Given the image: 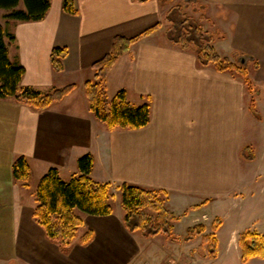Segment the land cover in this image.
Instances as JSON below:
<instances>
[{"label": "crops", "instance_id": "0c3cea01", "mask_svg": "<svg viewBox=\"0 0 264 264\" xmlns=\"http://www.w3.org/2000/svg\"><path fill=\"white\" fill-rule=\"evenodd\" d=\"M64 1L51 0L48 16L41 21L0 18L15 37L9 41L11 58L26 69L23 85L42 94L76 85L44 111L0 99V264H156L146 259V237L124 224L118 188L124 183L166 191V206L179 217L175 229L184 218L197 214L194 225L204 224L210 234L214 221L221 219L218 254L211 258L217 261L219 236L228 221L219 211L229 213L234 205L241 211L245 200L261 193L251 189L264 175V159L253 142V133L264 127L263 112L257 110L259 117L252 113L241 77L202 66L195 51L181 49L167 35L157 37L176 0L170 4L73 0L76 15L64 12ZM198 1L209 24L206 31L215 33L212 44L217 51L228 59L234 54L253 59L258 69L250 78L264 87V0ZM157 24L161 26L132 45L107 77V94L114 97L126 90L133 104L151 105V122L141 129L109 130L94 116L85 93V82L95 75L92 66L111 51L116 37L133 38ZM57 46L68 50L60 73L51 62ZM245 150L251 154L244 156ZM85 154L94 156L93 178L114 186V213L83 214L80 229L83 235L91 231L92 239L85 245L72 244L64 253L34 220L37 186L16 181L13 163L25 156L37 182L51 168L69 180L78 173V159ZM243 217L238 215V223L231 227L228 243L240 256L243 232L264 235L263 217L251 222ZM175 236L178 240L170 244L183 239L186 247L192 246L190 254L203 238L186 241V234ZM203 246L201 250L207 251Z\"/></svg>", "mask_w": 264, "mask_h": 264}, {"label": "trees", "instance_id": "16d2710c", "mask_svg": "<svg viewBox=\"0 0 264 264\" xmlns=\"http://www.w3.org/2000/svg\"><path fill=\"white\" fill-rule=\"evenodd\" d=\"M162 1L169 4L174 2V0ZM51 5V0H0V9L5 11L6 21L16 23L44 20ZM63 10L69 14H78L73 0H65ZM165 22H170L166 31L169 39L183 50L195 51L202 66L213 65L220 72L232 73L241 77L247 88L251 87L252 80L246 69L223 57L212 44L211 35L197 20L183 12L181 4L174 5L170 9ZM160 26L161 24H157L133 38L116 37L111 51L92 66L95 75L93 79L85 82V93L94 116L109 130L141 129L151 122V105L133 104L126 90L117 92L112 99L108 98L107 77L112 67L130 51L132 45L151 35ZM14 40L13 33L0 23V99H15L33 110L44 111L63 100L76 88L75 84H71L42 94L33 87L23 85L26 69L18 59H12L10 56L9 41ZM67 55L68 50L65 47L57 46L53 49L51 62L55 72L60 73L64 70V59ZM254 68L258 69L257 63ZM250 108L256 117L260 116L254 103H251ZM94 160L92 154L81 156L78 159L79 171L69 180L63 179L57 168H51L39 180L36 187L34 220L44 229L46 237L56 243L64 253L70 251L84 224L83 214L107 216L114 213V186L112 183H102L93 178ZM13 176L24 186H28L31 182L33 171L25 156L15 159ZM118 188L121 191L124 224L130 232H139L146 238L165 234L172 241L178 240L174 229L179 217L166 206L168 196L166 191L146 189L129 183H124ZM221 225L222 220L216 219L211 234L205 233L204 224L193 225L187 229L184 240L191 241L202 235L210 258L215 259L218 254L216 232ZM92 236L93 233L88 231L80 242L84 245L88 244ZM239 247L243 263L252 258L264 259V235L245 231L239 237Z\"/></svg>", "mask_w": 264, "mask_h": 264}, {"label": "rangeland", "instance_id": "374dc122", "mask_svg": "<svg viewBox=\"0 0 264 264\" xmlns=\"http://www.w3.org/2000/svg\"><path fill=\"white\" fill-rule=\"evenodd\" d=\"M181 4L183 12L190 16L193 17L195 20H197L198 23H200L204 30L205 27H207L208 21L205 19L206 17L204 16V10L202 9V4L198 0H176L174 5ZM173 5V6H174ZM172 6V7H173ZM171 7V8H172ZM170 12V11H169ZM178 14L177 11H174ZM175 13V15H176ZM5 15V11L0 9V18H3ZM173 15V16H175ZM205 17V18H204ZM170 26V22H165V28L168 29ZM163 28L159 31L157 37H163L166 34V29ZM208 28V27H207ZM208 31H210L208 29ZM211 32V31H210ZM211 37L215 38V33L214 35L209 33ZM160 39V38H159ZM233 59L229 60L231 62H234L243 68L246 69L248 72L249 76L252 77V74L254 72V63L255 61L251 59L247 55L243 54H234ZM246 99L250 103H254L255 109L258 110L259 112L262 111L264 115V108L261 107V103L264 102V87L261 86L260 84L258 85L257 83H251V87L246 88ZM108 98L112 99L113 98V93H108ZM254 101V102H253ZM261 114V112H260ZM262 117V115H261ZM253 142L255 143L256 151L260 153L261 156H263L264 159V127L260 125V129H256L255 133H253ZM251 152V151H250ZM249 151L245 150L244 151V156H249L251 153ZM264 161V160H263ZM260 180L258 183L252 187L251 190H259L261 193H258L255 195V198H249L248 200H245V205L243 206V210L240 211V209H236L237 205H234L233 208H231V211L229 213H225L226 211L222 212L219 211V214H226L227 216V227L226 229L223 230L221 235L219 236L220 239V249H219V259L215 262L209 258V254L207 251H202L201 249L204 248L203 245L207 244L204 243L203 238L201 240H198L195 245H193V252L190 254L189 249H191L190 246L186 247V244L182 240L181 242L177 245H171L170 244V239L165 235V234H159L156 236V238H145L147 242V247L146 251L148 250V254L146 256L147 261L150 263L152 261L155 262L157 261L156 264H185V260L191 259L192 264H243L241 261V256L239 252L236 250V248H228V243L231 238V227L235 226L236 223H238V215L244 216L243 218L246 217L245 222H251V221H257L259 217H263L264 219V175L259 178ZM39 181V180H38ZM38 184L37 180H32L31 181V186L36 187ZM263 188V190H261ZM118 194V192L116 191ZM197 214H192L186 218H184L179 225L177 226L176 229H174V233L177 236H181L183 234H187V229L191 226H193L195 223V217ZM240 223V221H239ZM213 227V224H212ZM211 227V228H212ZM83 230L80 229L78 232L73 244H79L83 235ZM140 236L141 233L138 232ZM211 234V233H210ZM239 244V240H238ZM200 245V246H198ZM145 248V247H144ZM183 253H186L187 257H185ZM186 251V252H185ZM207 254V255H206ZM190 255V257H189ZM247 264H264V260L260 259H252L249 263Z\"/></svg>", "mask_w": 264, "mask_h": 264}]
</instances>
